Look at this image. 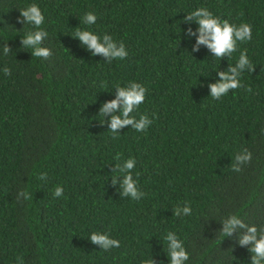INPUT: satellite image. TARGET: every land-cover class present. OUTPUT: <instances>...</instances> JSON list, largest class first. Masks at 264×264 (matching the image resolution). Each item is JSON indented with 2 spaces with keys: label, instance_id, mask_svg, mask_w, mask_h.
I'll return each mask as SVG.
<instances>
[{
  "label": "trees",
  "instance_id": "obj_1",
  "mask_svg": "<svg viewBox=\"0 0 264 264\" xmlns=\"http://www.w3.org/2000/svg\"><path fill=\"white\" fill-rule=\"evenodd\" d=\"M31 4L45 18L46 60L21 44L38 30L18 22ZM198 8L251 25L252 39L221 60L204 46L193 52L185 33L198 26L184 21ZM88 12L94 25L82 23ZM85 29L123 43L127 57L94 56L74 38ZM241 52L252 73L212 100L208 85ZM130 82L147 89L132 115L152 124L113 138L112 114L100 109ZM244 150L252 159L233 172ZM128 158L144 193L137 201L112 184ZM57 185L63 195L53 198ZM185 203L191 216H175ZM229 215L264 229V0H0V264H168V232L183 241L187 264H251V246L238 243L243 230L221 234ZM93 232L120 247L100 250Z\"/></svg>",
  "mask_w": 264,
  "mask_h": 264
},
{
  "label": "clouds",
  "instance_id": "obj_2",
  "mask_svg": "<svg viewBox=\"0 0 264 264\" xmlns=\"http://www.w3.org/2000/svg\"><path fill=\"white\" fill-rule=\"evenodd\" d=\"M21 20L24 24L31 25L38 29L24 35L21 40L23 48L31 49L33 57L48 59L51 51L46 47H41V42L47 38L48 33L39 30L44 23V15L36 4H31L20 11ZM97 21V15L92 12L84 14L82 23L85 26L94 25ZM195 23L198 27L195 32L189 28L185 35L189 38L195 37V45L192 51H199L200 46H204L216 60L231 57L237 51L238 43L248 42L252 39L251 25L242 23L239 26L230 23L228 20L213 15L206 8H198L188 14L184 23ZM82 46H84L92 54L103 56L110 63L113 60H124L128 52L123 43L117 44L112 36L108 34L97 35L90 30H77L74 34ZM2 54L7 56L9 49L3 47ZM254 67L247 55L241 52L235 66H229L227 71H217V82L209 84V97L214 101H219L226 97L229 92L242 87L240 77L245 71L252 73ZM5 75L9 74V69L4 68ZM116 98L106 102L100 109V116L104 117L112 114L108 122L109 131L113 134V138H117L120 134L119 129L131 125V129L135 132H145L152 120L146 115H141L136 119L132 114L139 109L140 105L145 102L147 89L141 84L130 82L127 86L116 88ZM118 112V114H116ZM104 123V120H103ZM120 160V156L115 157ZM252 159L251 152L244 150L235 157V163L232 165L233 172H239L241 165L248 164ZM135 158H128L122 165H115L117 176L111 178L112 184H119L120 195L124 198H129L137 201L143 198L144 193L138 188L136 180L133 179L132 172L136 166ZM40 180L46 179L45 175L39 177ZM63 187L57 185L53 191V198H60L63 195ZM20 195H25L21 193ZM192 209L185 203L182 207H176L174 215L177 217L191 216ZM221 234L223 237L231 236L238 230H243L244 234L239 237L238 243L241 247L251 246L248 251L251 253V264H264V229H259L255 226L246 224L239 215H229L221 221ZM93 245H97L102 251L119 248V240L111 238L106 233L93 232L88 237ZM164 243L167 247L166 258L168 264H187L189 255L186 251L184 243L173 232H168L164 237ZM151 264H154L153 259Z\"/></svg>",
  "mask_w": 264,
  "mask_h": 264
}]
</instances>
